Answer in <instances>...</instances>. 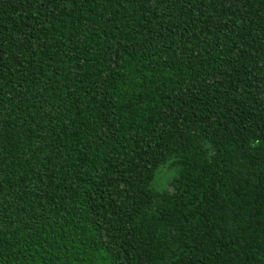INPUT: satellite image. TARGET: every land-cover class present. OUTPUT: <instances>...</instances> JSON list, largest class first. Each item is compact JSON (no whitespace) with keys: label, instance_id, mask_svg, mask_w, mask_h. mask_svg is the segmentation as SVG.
Here are the masks:
<instances>
[{"label":"trees","instance_id":"16d2710c","mask_svg":"<svg viewBox=\"0 0 264 264\" xmlns=\"http://www.w3.org/2000/svg\"><path fill=\"white\" fill-rule=\"evenodd\" d=\"M0 264H264V0H0Z\"/></svg>","mask_w":264,"mask_h":264},{"label":"rangeland","instance_id":"374dc122","mask_svg":"<svg viewBox=\"0 0 264 264\" xmlns=\"http://www.w3.org/2000/svg\"><path fill=\"white\" fill-rule=\"evenodd\" d=\"M169 176H170V174H169L168 170L165 169V168L162 169V171H161V173H160V175L158 177L159 183H162L164 181V179L169 177Z\"/></svg>","mask_w":264,"mask_h":264}]
</instances>
